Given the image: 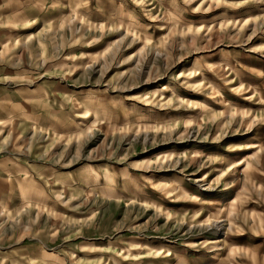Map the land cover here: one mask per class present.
Returning <instances> with one entry per match:
<instances>
[{"label":"rangeland","instance_id":"obj_1","mask_svg":"<svg viewBox=\"0 0 264 264\" xmlns=\"http://www.w3.org/2000/svg\"><path fill=\"white\" fill-rule=\"evenodd\" d=\"M0 264H264V0H0Z\"/></svg>","mask_w":264,"mask_h":264}]
</instances>
